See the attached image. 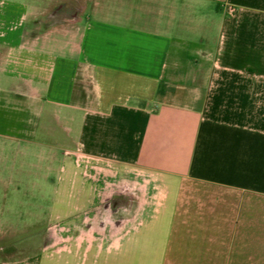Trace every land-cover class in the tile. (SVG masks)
Segmentation results:
<instances>
[{
    "label": "crops",
    "instance_id": "crops-1",
    "mask_svg": "<svg viewBox=\"0 0 264 264\" xmlns=\"http://www.w3.org/2000/svg\"><path fill=\"white\" fill-rule=\"evenodd\" d=\"M43 10L2 38L0 264H166L184 227L203 262L264 264V0Z\"/></svg>",
    "mask_w": 264,
    "mask_h": 264
},
{
    "label": "rangeland",
    "instance_id": "rangeland-1",
    "mask_svg": "<svg viewBox=\"0 0 264 264\" xmlns=\"http://www.w3.org/2000/svg\"><path fill=\"white\" fill-rule=\"evenodd\" d=\"M92 0H0V69L10 70V65L12 64L13 69H18L24 67L23 55L11 54L10 45L3 43L2 38L7 36V33L11 26H16L15 20L18 19L20 14L26 10V8H43L44 13L42 16L45 17L44 20L48 23L58 22L71 24L80 17L86 14L83 8H89ZM13 23V24H11ZM2 40V41H1ZM12 56V58H11ZM7 117L2 111L0 112V129L5 131L7 126ZM192 188V187H191ZM187 189L185 197L188 199H193L194 193L200 192L195 189ZM185 212H190L193 208L194 212H200L202 209L201 205H187L185 206ZM188 214V213H187ZM27 222H2L1 233L3 237V242L5 241L7 245H12L13 240L16 239L12 237L11 234L15 232L16 229H21ZM192 224L195 222H186L187 224ZM34 229H37V225L34 224ZM191 232L185 227L180 231L177 230V235L173 237V242L171 244L170 251L168 253L166 264H216V261L204 260L202 261V254L198 253L196 249L199 248V244H194L195 240H199L195 237H188L186 234Z\"/></svg>",
    "mask_w": 264,
    "mask_h": 264
}]
</instances>
